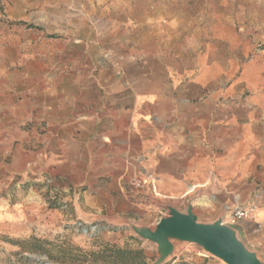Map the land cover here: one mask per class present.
I'll use <instances>...</instances> for the list:
<instances>
[{"label": "rangeland", "instance_id": "obj_1", "mask_svg": "<svg viewBox=\"0 0 264 264\" xmlns=\"http://www.w3.org/2000/svg\"><path fill=\"white\" fill-rule=\"evenodd\" d=\"M168 1L163 7L162 0H0V197L38 206L27 212L17 206L20 217L29 215L25 225L0 231V264H62L12 245L32 237L84 252L141 250L145 264L155 260L156 246L126 222L153 229L167 214L161 204L184 211L197 192L185 202L154 192L141 146L147 131L131 128L133 96L137 82L141 93L148 81L153 88L179 70L177 51L142 50H176L182 41L138 40L132 29L157 14L194 18L202 11L204 22L244 17L251 37L264 39V0H189L186 9L180 0ZM234 57L220 52V67ZM219 75L222 107L229 73ZM256 171L264 173L263 166ZM203 189L193 200L198 220L223 213L227 222L234 207L264 197V177L236 184L229 202L223 186ZM164 264L224 263L191 243H176Z\"/></svg>", "mask_w": 264, "mask_h": 264}, {"label": "crops", "instance_id": "obj_2", "mask_svg": "<svg viewBox=\"0 0 264 264\" xmlns=\"http://www.w3.org/2000/svg\"><path fill=\"white\" fill-rule=\"evenodd\" d=\"M180 1L186 9L189 0ZM169 3L162 0L160 4L164 7ZM244 20L222 15L204 22L202 11L194 18L185 14L179 17L157 14L144 23L137 22L132 29L138 40L182 41L176 50L171 47L142 50L177 51L179 70L174 75L170 73L169 80L155 81L153 88L148 81L141 93L137 82L133 96L131 128L134 130L136 126L138 134L141 126L147 131L141 146L147 152L146 169L153 190L160 198L185 202L191 193H201L208 185L217 184L227 189L224 198L229 202L232 199L229 191L236 184L264 177V173L256 171L258 165L264 169V39L260 35L251 37L250 23L244 24ZM205 40L208 42L203 46ZM222 51H234L235 57L221 68L218 56ZM188 55L194 56L192 62H187ZM220 70L229 73L227 98L222 107ZM143 105L152 110L139 111ZM255 203L252 217L240 220L237 225L246 243L262 252L264 197L255 196ZM17 206L24 212L38 207L26 208L10 198L0 197V231L25 225L29 215L20 217ZM250 206L246 202L242 205Z\"/></svg>", "mask_w": 264, "mask_h": 264}, {"label": "water", "instance_id": "obj_3", "mask_svg": "<svg viewBox=\"0 0 264 264\" xmlns=\"http://www.w3.org/2000/svg\"><path fill=\"white\" fill-rule=\"evenodd\" d=\"M195 193L186 201L184 211L161 204L167 211L153 229L126 222L141 240L156 246L157 256L151 264H164L172 255L176 243H191L224 264H264L260 251L249 246L237 224L224 221L223 213L211 222H200L194 212Z\"/></svg>", "mask_w": 264, "mask_h": 264}, {"label": "trees", "instance_id": "obj_4", "mask_svg": "<svg viewBox=\"0 0 264 264\" xmlns=\"http://www.w3.org/2000/svg\"><path fill=\"white\" fill-rule=\"evenodd\" d=\"M22 254L39 255L62 264H145L141 250L106 246L99 251L84 252L67 244L56 245L35 237L12 243Z\"/></svg>", "mask_w": 264, "mask_h": 264}, {"label": "built area", "instance_id": "obj_5", "mask_svg": "<svg viewBox=\"0 0 264 264\" xmlns=\"http://www.w3.org/2000/svg\"><path fill=\"white\" fill-rule=\"evenodd\" d=\"M253 209L254 205L247 208H243L242 206L234 207L228 215L227 223L237 224L240 220L250 219L252 217Z\"/></svg>", "mask_w": 264, "mask_h": 264}]
</instances>
